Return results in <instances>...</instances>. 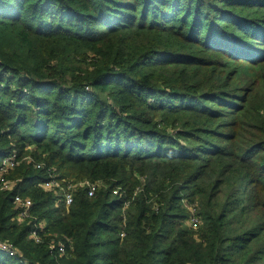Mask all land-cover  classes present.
<instances>
[{"label": "trees", "instance_id": "16d2710c", "mask_svg": "<svg viewBox=\"0 0 264 264\" xmlns=\"http://www.w3.org/2000/svg\"><path fill=\"white\" fill-rule=\"evenodd\" d=\"M26 149L0 264H264V0H0V161Z\"/></svg>", "mask_w": 264, "mask_h": 264}, {"label": "built area", "instance_id": "2783aa9c", "mask_svg": "<svg viewBox=\"0 0 264 264\" xmlns=\"http://www.w3.org/2000/svg\"><path fill=\"white\" fill-rule=\"evenodd\" d=\"M16 160V163H15ZM18 165V160L16 155L14 157H9L7 159H4L2 165H0V189L2 191H13L16 187L17 181L10 180L7 176L9 174V171L13 168L15 169ZM36 168H41V165H36ZM47 174L49 176L48 181L43 184V187L46 190H52L56 194L57 197H59L60 200L64 202V204L68 207L70 206L74 201V196L76 192L79 189H86L88 190L89 196H93L99 185L98 184H92L87 181H83L84 184L80 185V183L74 184L66 179H61L59 176H54L52 169H47ZM16 182V184L14 183ZM114 195H120V190L116 189L113 191ZM14 206L19 211L18 219L20 222H24L27 220H31L33 218V215L31 213V207L33 206V202L30 198H25L21 195H16L14 197ZM129 206V203H126L124 210ZM190 223L192 225H197V219L196 217L192 216L190 218ZM125 234L121 233V237H124ZM36 243H41L40 236L33 232L31 236ZM49 248L51 252H54L58 250V253L60 256H63L66 254V247L64 242L60 241L57 244L52 241L49 245ZM0 252L5 253L6 255L18 259L20 261L22 258V253L18 250L17 247H15L11 242L4 241L0 239ZM28 264V263H26Z\"/></svg>", "mask_w": 264, "mask_h": 264}, {"label": "rangeland", "instance_id": "374dc122", "mask_svg": "<svg viewBox=\"0 0 264 264\" xmlns=\"http://www.w3.org/2000/svg\"><path fill=\"white\" fill-rule=\"evenodd\" d=\"M26 152H27V154L24 155L21 159H18V157L16 156L17 157V160H18V165L17 166H20L22 163H31V162H33V163H36V165H41V168H45L44 167V163L36 162L35 157L33 156V152H35L34 149H26ZM14 155H16V154L13 153V154L9 155L8 157H6V159L9 158V157H14ZM3 161L4 160H1L0 161V165H2ZM15 163H16V160H15ZM15 169L13 168L12 170L9 171V174L7 176L9 179H10V176H11L12 172L15 171ZM50 169H52L54 176L61 177V175H62L61 172H59L55 167H52ZM63 179H66V180H68V181H70L71 183H74V184L80 183V182L75 183L72 180L71 177H64ZM11 180H13V179H11ZM13 181H16V180H13ZM14 183L16 184V182H14ZM82 184H84V183L81 182L80 185H82ZM25 198H30V197L27 196ZM197 206H198V202L195 205L190 204V203H187V204L184 205V208L189 212L188 215L190 216V218L192 216H194L197 219V225H192V227H195V228L200 224V221H201L200 218L197 216V212H198ZM186 225L187 226H190L191 224L188 222V223H186Z\"/></svg>", "mask_w": 264, "mask_h": 264}]
</instances>
